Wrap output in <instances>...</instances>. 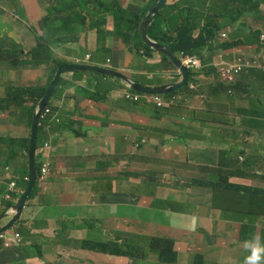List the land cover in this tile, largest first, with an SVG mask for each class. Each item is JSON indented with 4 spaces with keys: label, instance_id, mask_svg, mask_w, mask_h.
Here are the masks:
<instances>
[{
    "label": "clouds",
    "instance_id": "clouds-1",
    "mask_svg": "<svg viewBox=\"0 0 264 264\" xmlns=\"http://www.w3.org/2000/svg\"><path fill=\"white\" fill-rule=\"evenodd\" d=\"M5 1L9 2L12 6L15 3V0ZM39 1L44 4V11L43 15L38 19L37 25L43 30V34L39 35L36 47L31 52L33 53L32 59H29L34 66L33 69L24 67L20 73L23 78L30 80L32 78L31 73L34 72V80L30 82L36 81V84H30L29 82L17 85L38 86V88L41 89L38 94L32 96L25 95L24 99L20 101L19 104H16L20 105L27 99H30L33 102L30 109L31 136L30 141L27 139L26 153L29 166L27 177L20 181L23 191L22 193H18L17 200L26 192H28V194L20 216L9 227H7L16 214L14 205L17 200L12 203L9 200L12 199L13 193L16 191L17 182L8 181L6 183L7 192L0 198V203L3 204V208L0 210V264H16L18 261L24 259V255L36 256L27 260L24 264H44V256H51L56 252L63 250H82L101 254L98 250L81 248L79 244L85 240L98 241L95 234L99 233L101 230L113 231L108 229V227L114 224L120 215V212L114 208V204L118 203L122 197H84L80 191L79 178L81 177V174L78 171L72 173L74 181L70 186V197H63V195L60 197H51L54 202L44 206V209L41 211L37 209L40 206H27L28 199L37 198L31 197L34 190L37 187L41 188L43 185H48L44 180L48 177L51 170V145L48 141H45L40 147L38 139L39 132L45 127L47 121L56 117V112L52 105V99L60 89L63 76L68 73L79 75L78 81L82 85L91 84L92 87L89 89L93 93L105 92L107 88H110L111 91L119 93L125 100H130V104L143 102L141 96L144 95L147 96V99L144 101L146 104H150V102L153 101L154 106L158 107L162 103L160 98L161 94H148L134 89L127 79L138 83H140V81L133 79L132 76L115 68L111 64L96 62L90 57L86 50L81 52L83 56H75L72 58L53 57L57 50L60 52L63 51L64 44L77 42L82 30L85 28L92 30L96 29L98 43H100L110 32L119 34L125 41L128 38L126 24L129 21L130 27L135 29L133 34L140 40L143 47L130 48L127 46L126 50L132 54H143L144 52L146 57H149L151 52L158 53L164 60L162 65L163 70L168 72L171 77V79L168 80V83L165 84L177 83L182 80L181 69L168 58L167 54L150 47L139 35L141 22L149 14L150 22L146 30L147 35L155 43L166 47L174 57L182 63L183 68L186 71V79L183 85L171 92L183 87L195 88L194 83L199 80L201 75L206 73L208 68L215 72L214 74L217 75L219 81L226 84H230L234 81L235 76L249 71L250 68L259 66L264 68V64L262 65V61L264 63V57L259 59V62L255 57H246L241 54H235L232 59H227L220 54L216 61H211L204 56L212 48H230L233 46L240 48L241 45H244H233V43L243 37V35L242 37L241 35H238L237 39H231L235 38L236 34L241 32V30L237 31V29H234L233 24L237 22L239 16L241 17L254 10L237 13L235 16L231 17V23L221 28L219 27V24L223 21L226 15L218 21H215L213 19V10L202 8L199 0H196V3L205 12L204 14H195L194 18L197 19L196 25L191 19H189L194 23L191 36L185 41H178L180 48L173 50L172 43L176 39L175 28L182 22L188 20H178L175 16L186 14V12H192V8L186 5V0H130V4L127 7L121 6L114 0H112L111 4H105L101 0H76L79 1L81 5L70 7L69 3L63 11L59 10L60 3L63 0ZM69 1L71 2V0ZM2 2L3 0H0V4H2ZM261 5H264V2H262L259 7H261ZM200 14L202 15L200 16ZM108 17L110 18V23L114 24V28L111 31L106 30ZM169 18H173L174 20V25L172 27L169 24ZM53 22L55 23L54 25H52ZM257 29L259 30L254 31L260 32L261 40L264 38V26ZM54 30H56V32H54ZM234 31H236V34L231 35ZM248 31L249 30H247V34ZM54 33H56V42H51V37ZM214 35L218 36V40L214 39ZM228 39L231 40L228 41ZM145 46L148 49H146ZM251 46H254L253 50H264L263 48H256V43H250L247 45V47ZM10 49L14 48L10 47ZM240 55L241 57H239ZM120 62L121 58H117L115 64H119ZM236 64L241 65V68L235 70ZM70 65L78 67L73 69L70 68ZM91 66L102 67L106 70L113 71L115 74L87 69ZM227 67H231L229 73L226 72ZM46 72L48 73V77L47 79H44V74ZM10 79L11 78L8 80ZM106 79H108L109 82H105ZM151 80L152 79L147 81ZM140 84L146 87H158L145 85L143 83ZM50 87H52L51 92L48 97L45 98ZM7 91L3 101L6 107H10L14 103L11 102L7 104ZM174 95L177 98V95ZM94 107L108 110L110 105L106 102H102L96 104ZM136 119L140 121L139 118ZM251 142H254L255 145H252ZM238 143L243 147V150L237 154V161L234 165L231 183L229 184L232 186H226L225 191L234 190L241 199L246 203L251 204V226L260 227L258 222L264 219V133L257 137H242L239 139ZM167 144H170L178 151H181L182 156L171 159V161L175 162L178 166L170 169V172L166 173V179L176 178L188 180L185 175L189 174H180V166L195 162L198 163L201 150L208 152L215 151L214 147L200 145L194 139L187 136L176 138L173 142L167 140ZM46 159L49 160L50 165L45 162ZM31 162L35 165L36 175V180L34 181L32 188L29 187ZM134 173L139 177H143L147 174V171L136 170ZM152 175L153 178H157V175H154L153 173ZM61 178L62 173H57L55 175V179L58 180ZM111 184L118 190H121L117 187L115 182H111ZM52 186L55 189H58L56 183ZM215 187L216 188L214 189L213 186L209 185L204 188L209 189L211 192V201L208 207L209 212L212 211L213 215L217 216L218 204L212 200V193H217L221 186ZM58 191L59 193H63V189ZM179 193L183 194L182 191H179ZM138 195L145 194H136L134 197L130 196L133 199V202L138 199ZM172 198H174L179 204L181 203L179 197H167L170 203ZM170 203L168 204V207L165 208L171 210ZM106 205L111 207L109 214H103L101 212ZM180 210H172V212L180 213ZM52 211H54L56 215L58 214V222L67 217H70L75 221V230L72 232V237L69 242H67L65 230L60 228L59 225H52V220H49L47 217L39 219L36 217L37 215H51ZM201 211H206V208L204 207ZM194 214H197V211H194ZM87 219H90V225L88 224V227L77 228V225L83 223ZM41 220H46L48 223H42L40 222ZM142 223L144 224V222H141L140 224ZM151 224H153L152 231H139V233H141V245L145 248L142 259H123H130L145 264H210V258L214 253L211 251H205L196 239L190 240L184 238L182 236V230L178 228L169 227L161 229L158 223L151 222ZM166 239L172 241V250L166 252L168 260L163 262L160 260L161 248L155 247V241L159 240L160 243H163ZM39 244L43 245L45 250L47 245H50L51 251L46 250L44 254L33 252L32 249L38 248ZM236 248L243 249L248 253L245 255L244 260L241 259L238 264H261V261H264V246L258 244L250 245L248 242H245L244 247L242 245Z\"/></svg>",
    "mask_w": 264,
    "mask_h": 264
},
{
    "label": "crops",
    "instance_id": "crops-1",
    "mask_svg": "<svg viewBox=\"0 0 264 264\" xmlns=\"http://www.w3.org/2000/svg\"><path fill=\"white\" fill-rule=\"evenodd\" d=\"M20 5L23 6V15L17 11V7ZM43 7L44 4L39 0H15L13 7L5 5L3 2L0 4V43H3L5 48L15 49L0 52V126L9 125L16 136L13 140H17L19 143L15 150V160L7 156L0 161V198L7 192L6 183L8 181L17 182L16 191L13 193L12 199L9 200L11 203L17 200L19 192L22 193L23 188L20 181L27 177V165L29 164L26 154L27 139L30 141V109L33 102L27 99L20 105L12 104L10 107H6L3 100L6 91L11 87L34 80V72L31 73L30 80L23 78L20 73L24 67L30 69L34 67L29 59H32L33 53L31 52L36 47L39 35L43 34V30L37 25L38 19L43 15ZM258 9H264V5ZM109 19L108 17L106 30L111 31L114 24L110 23ZM54 24L53 22L52 25ZM251 24V21L244 23V29L231 39H237L238 35L241 37L247 35ZM238 25L235 22L233 28L238 29ZM263 26L264 13L261 14V18L254 28ZM129 33L130 30L127 33L128 36ZM55 36L56 33L51 37V42H56ZM63 47L62 52L57 50L54 53V58L83 56L81 52L86 50L96 62L111 64L130 76L133 74L143 75L146 80L152 79L159 84L168 83V80L171 79L168 72L163 70L164 60L158 53L151 52L149 57H146L144 52L143 54L130 53L129 63L127 46L117 33H108L98 43L96 29L85 28L80 32L77 42L64 44ZM252 52L253 48H250L247 55L242 54L240 48L233 46L212 48L204 56L211 61H216L220 54L224 57L241 54L246 57H255L257 60L264 57L262 50L257 51L256 54ZM117 58H121L119 64H115ZM22 60L26 61L23 63ZM214 73L212 69L208 68L206 73L194 83L195 88L189 87L176 93L177 104L168 109L166 115L162 116L158 113L159 117H157V109L162 104L147 110L149 104L144 102L129 104L119 93L111 91L110 88H107L105 92L93 93L89 89L92 87L91 84L82 85L78 81L79 75L68 73L63 76L60 89L52 99L56 117L49 119L39 132V146L41 147L45 141L51 145V170L44 180L48 185L37 187L31 196L37 198H31L28 204L33 203L36 206L44 207L54 202L51 197H60L61 195L70 197L74 171L81 174L79 185L84 197H130V191L134 197L133 190L137 187L140 179L147 182L141 189L147 197H156L153 183L163 184L165 188L173 189V191H165L166 197H183L179 191L185 185L178 180L167 181L166 179V173L178 166L171 159L182 156L181 151L170 149L169 156L161 160L149 150L141 153L144 146L160 148L167 145V139L162 137L161 132L168 129L172 133L177 131V138L187 136L200 145L214 147L215 151L210 152L211 156L207 159L204 156L209 152L200 151L197 164L201 166H217L220 162V152L227 150L228 142L238 143V139L242 137H257L264 133V81H261V74L257 71L250 74L249 72L238 74L234 82L229 85L219 81ZM47 77L48 73L46 72L44 79ZM9 78L11 79L8 80ZM251 81L253 82L252 86H250ZM105 82H109V80L106 79ZM231 85H234L235 88H231ZM227 88H231V90ZM222 89H226V91L218 92ZM192 98L210 100L213 105L209 109V113L191 118L186 113L185 107ZM102 102L108 103L110 108L102 110L94 107ZM136 118H139L140 121ZM155 122L159 124L155 125ZM165 123L170 127H167ZM4 134L5 131L2 130L0 139ZM251 144L255 145L254 142ZM139 163L147 165V174L143 177L134 173V166ZM154 164L159 165L160 168L155 170L152 167ZM154 171L157 172L156 179L152 175ZM57 173H62L61 179H55ZM110 173L127 178L128 185L122 190H118L110 182ZM187 173L201 175L203 171L202 168H199L189 170ZM54 183L58 189L52 186ZM196 186L206 187L204 184H196ZM61 189H63V193H59L58 190ZM217 193L223 195L225 187H221ZM2 208L3 204L0 203V210ZM205 212L201 211V214H205ZM211 215L212 211L210 217ZM48 216L54 219L58 218V214L56 215L54 211L51 215H37L36 217L39 219ZM213 220L215 225L216 221ZM215 231L217 232V225H215ZM231 244L230 241L228 246L233 253L231 260H235L238 258L237 248ZM220 256V254L214 253L209 263H215L220 259Z\"/></svg>",
    "mask_w": 264,
    "mask_h": 264
},
{
    "label": "rangeland",
    "instance_id": "rangeland-1",
    "mask_svg": "<svg viewBox=\"0 0 264 264\" xmlns=\"http://www.w3.org/2000/svg\"><path fill=\"white\" fill-rule=\"evenodd\" d=\"M105 4H111L112 0H101ZM118 4H120L123 7H127L130 4V0H114ZM3 3L7 6L10 5L9 2L3 0ZM81 5L79 1L71 0L69 6L70 7H77ZM186 5L192 8V12H186V14L182 15H176V19L185 21L187 19H191L195 25L197 23V19H195V14L202 13L204 14V10L200 8V6L194 2L193 0H186ZM13 7L12 5H10ZM17 11L19 14L23 15V6H18ZM264 13V9H256L251 13L244 14L243 16H239L237 18L238 29L237 31L244 29V23L251 21L250 29L249 30H259L257 28H254V25L259 22L261 18V14ZM231 15L230 13H227V15L224 17L223 21L219 24V27L223 28L229 23H231ZM190 23V22H189ZM128 31L130 30L128 38L124 41L125 45L132 48H142L143 45L140 42V40L133 34L135 32V29L130 27V22L128 21L127 24ZM236 31L232 32L231 35H235ZM248 44H244L240 46V52L242 54H248V49L253 47H247ZM10 50L8 47H3V43H0V52ZM264 51V50H262ZM252 53H257V50H253ZM25 57V55H22ZM234 55H230L228 57H225L227 59H232ZM127 59L130 63V52L127 54ZM261 81H264V74L260 75ZM132 78L135 80L140 81V83H143L145 85L149 86H159V82L156 81H147L143 75L139 74H133ZM30 84H36L35 82H30ZM253 85V82H250V86ZM166 94V93H163ZM163 94L160 95V98L162 100V106L158 108L157 110L160 112H164V104L166 102L167 96H163ZM147 99V96H141V100L144 102ZM128 103L130 104V100H128ZM154 109V102L151 101L148 105L147 110ZM158 122H155V125H158ZM4 130L5 134L0 139V161L3 160L4 157L10 156L13 160H15V153L16 148L19 146V143L17 140H13L16 138L15 134L12 132L9 125L6 126H0V132ZM40 143V138L38 139ZM239 141V139H238ZM12 142V145L10 143ZM5 145H7L5 147ZM177 150L170 144H167L165 146H162L160 148L158 147H147L144 146V148L141 150V153H144L146 151H150L155 157H158V159H165L167 156H169L168 151ZM211 156V153L209 152L204 158H209ZM45 162L49 163V160H45ZM159 162V161H158ZM160 163V162H159ZM27 165V171H28ZM164 167H166L163 164ZM152 167L157 170L160 168L159 165L154 164ZM167 168V167H166ZM140 170V171H147V165L144 163L135 164L134 171ZM170 172V170L168 171ZM154 175H157V172H153ZM111 180L110 182H115L117 180H121L128 183L127 178L121 177L116 173H110ZM187 179L190 178V175H185ZM147 182L144 179H140L137 187L135 190H133V194L136 195V190L139 187H143L144 184ZM154 189H156V197H147L146 195H138V199L133 202V199L131 197H122L121 200L118 203L114 204V208L120 212V215L117 219V221L108 227L110 230H130V231H143L148 232L153 230V224H151V218L153 215L157 216L159 219V226L161 229H166L169 227H174L182 230V236L184 238H188L190 240L196 239L197 242L200 243V245L203 247L205 251H211L215 254H220V259L216 261L213 264H237L240 262L241 258H237L235 260H231L233 257L232 250L228 246L230 241L232 244H234L236 247L242 246L244 247L245 242L238 240V234L237 233H231L228 235V239H225V244L221 245L218 242V238L216 236L215 231V225L214 220L210 217L209 212V204L211 201V192L209 189L201 188V187H184L181 191L183 192V197H179L180 203V213L175 212H169V211H162V207H168V204L170 201L166 197L165 191L173 190L171 187H166L163 184H156L153 183ZM75 190V189H74ZM76 191V190H75ZM132 192L130 191V196ZM206 208L205 214H201V210L203 208ZM38 210H43L44 207H38ZM111 210V207L109 205H106L101 212L103 214H109ZM194 211H197V214H194ZM68 213V212H66ZM49 220H52L51 224H57L60 228L65 230V235L67 238V242L70 241L72 237V232L75 230L76 223L75 221L67 217L60 222H58V219H54L52 217H47ZM56 221V222H55ZM42 223H48L46 220H41ZM141 222H144V224H140ZM140 235V234H139ZM250 245H254L255 242L249 241ZM32 257H36L35 255H24V259L22 261H18L16 264H24L27 260L31 259ZM244 260V259H243ZM232 262V263H231ZM44 264H145V263H139L134 260L130 259H123L119 257H112V256H106L94 252H86V251H77V250H69V251H58L54 255L51 256H44L43 260ZM185 264V263H180Z\"/></svg>",
    "mask_w": 264,
    "mask_h": 264
},
{
    "label": "trees",
    "instance_id": "trees-1",
    "mask_svg": "<svg viewBox=\"0 0 264 264\" xmlns=\"http://www.w3.org/2000/svg\"><path fill=\"white\" fill-rule=\"evenodd\" d=\"M264 2V0H199V3L202 8H208L213 10V19L218 21L223 18L227 13H230L231 16H235L240 12H247L251 10H256L259 8V5ZM70 3L69 0H63L60 3L59 10L63 11L65 7ZM237 7V8H236ZM236 8V9H232ZM202 14H200L201 16ZM190 22V23H189ZM169 24L172 27L174 25L173 18H169ZM194 23L189 19L186 22H182L176 28V39L172 43L173 50L180 48L178 41L187 40L193 31ZM214 39L218 40V36L214 35ZM256 43V48L264 49V38L260 40V32L249 30L247 35H243L242 39L233 43L237 44H250ZM146 47V46H145ZM146 49H148L146 47ZM15 50V49H11ZM22 60L21 62H25ZM262 61V65H263ZM254 71L259 72V74H264V68L262 67H253L250 68L249 74ZM236 77V76H235ZM235 80V79H234ZM234 82V81H233ZM231 82L230 84H232ZM229 84V85H230ZM235 88L234 85L230 86ZM231 88H227L230 89ZM186 89L185 87L178 89L174 92H169L163 94L167 96L166 102L164 104V112L157 110L158 113L163 115L167 114L168 109L174 107L177 104V98L174 94L179 91ZM40 88L38 86H16L11 87L7 92V104L13 102L14 104H19L20 101L24 99L25 95H35L40 93ZM226 89H222V92ZM162 104V103H161ZM213 103L207 99L201 98H192L191 102L186 105V113L190 115L191 118H195L200 114L209 113V109L212 107ZM162 106V105H161ZM160 106V107H161ZM159 107V108H160ZM167 127H170L169 124L165 123ZM181 129V128H179ZM177 130V126H176ZM163 138H166L169 141H175L178 137L177 131L172 133L169 129L165 132H161ZM210 146V145H209ZM227 150L220 152L219 155V164L214 165H205L201 166L195 163H189L180 166V174H188L189 170H196L202 168L203 174L201 175H191L190 179H176L170 178L167 181H180L185 187L196 186V184H204L206 186H221L226 187L231 183V178L234 172V165L237 161V154L243 150V147L239 143L228 142L226 145ZM214 150V149H212ZM115 184L121 190L125 188L128 183L124 181L117 180ZM232 186V185H229ZM142 187H139L136 190V194H145L142 192ZM173 191V190H169ZM32 195V194H31ZM30 198V197H29ZM212 200L218 204L217 216L211 215L215 219V225H217L218 232V242L220 244H225V239H228V235L231 233L238 234V240L249 242H255L254 245L258 244L264 246V219L258 222L259 226H251V204L246 203L241 199L234 190H226L223 195L213 192ZM29 202V199H28ZM28 207L35 206L33 203L28 204ZM170 209L164 207L161 208L162 211H179L181 209L180 204L172 198L170 203ZM173 213V212H172ZM153 223H158L159 219L157 216L153 215L151 219ZM90 225V219L85 220L83 223L77 225V228H86ZM140 234V235H139ZM98 238V241L85 240L79 244L81 248L98 250L103 255L117 256L122 258H131L135 260H141L145 248L141 245V233L135 231H123V230H101L99 233L95 234ZM233 247H236L234 244H231ZM155 247L161 248L160 260L167 261L166 252L172 250V241L166 239L163 243H160L159 240L155 241ZM33 252L37 254H44L47 251H51V246L47 245L46 250L43 248V245L39 244L38 248H33ZM247 251L237 248L238 258L244 259L247 255ZM172 260V259H171ZM261 264H264V261H261Z\"/></svg>",
    "mask_w": 264,
    "mask_h": 264
},
{
    "label": "water",
    "instance_id": "water-1",
    "mask_svg": "<svg viewBox=\"0 0 264 264\" xmlns=\"http://www.w3.org/2000/svg\"><path fill=\"white\" fill-rule=\"evenodd\" d=\"M149 22H150V16L148 14L145 17V19L141 22V25L139 27V35L145 41V43H147L150 47L167 54L168 58L176 66H178L181 69V79L182 80L177 82V83L165 84V85L158 86V87H146V86L141 85L140 83L132 81L130 79H127V80L130 82V84L132 85V87L134 89H136L138 91H142L144 93H148V94L168 93V92H171L172 90H175L176 88H179L181 85H183V83L185 82V79H186V71L184 70L182 63L178 59H176L174 57V55L166 47H163L162 45L155 43L154 41H152L151 38H149V36L147 35V32H146ZM70 66H71L70 68H73V69L78 67V66L75 67L73 65H70ZM87 69L101 71V72L114 73L111 70H106L102 67H96V66H91V67H88ZM51 89H52V87H50V89L48 90L45 98L48 97V95L51 92ZM34 128H35V126H34ZM30 172H31V176L29 179V187L32 188L33 183L36 180L35 165L33 162L30 163ZM27 194H28V192L21 195L20 198L15 203L14 208L16 210V214L14 215V218L11 220V222L7 225V227H9L20 216L22 209L25 205V202L27 200Z\"/></svg>",
    "mask_w": 264,
    "mask_h": 264
},
{
    "label": "built area",
    "instance_id": "built-area-1",
    "mask_svg": "<svg viewBox=\"0 0 264 264\" xmlns=\"http://www.w3.org/2000/svg\"><path fill=\"white\" fill-rule=\"evenodd\" d=\"M240 68H241V65H239V64H236V65H235V70H238V69H240ZM230 71H231V67H227V68H226V72L229 73Z\"/></svg>",
    "mask_w": 264,
    "mask_h": 264
}]
</instances>
